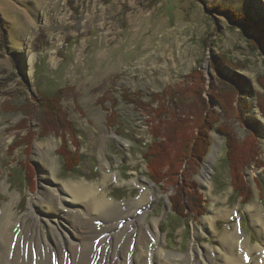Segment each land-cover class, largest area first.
Instances as JSON below:
<instances>
[{
  "label": "rangeland",
  "instance_id": "374dc122",
  "mask_svg": "<svg viewBox=\"0 0 264 264\" xmlns=\"http://www.w3.org/2000/svg\"><path fill=\"white\" fill-rule=\"evenodd\" d=\"M246 20L264 21V0H0V221L14 226L7 254L0 247V264L14 255L20 258L16 264H47V257L33 250L42 241L36 246L30 237L34 221L49 215L41 191L45 173L56 189L71 181L94 184L122 209L146 187L150 204L139 219L162 242L168 264H196L199 249L214 252V264H264L259 231L264 201L258 188L264 189V115L257 100L259 95L264 101V33H253L258 26ZM195 68L204 77L198 89L189 78ZM192 85L195 96L189 100L196 105L202 99L212 123L206 132L209 149L201 159L192 156L178 178L174 172L155 184L142 158L151 143L150 111L157 100L166 102L168 90ZM57 95V118L60 111L75 132H64L67 148L82 158L74 171L62 170L61 137L39 134L46 98ZM136 96L148 104L145 112L125 101ZM174 101L168 102L169 112L183 115ZM109 113H115L110 125ZM226 126L237 143L255 149L240 172L251 193L242 204L232 193L226 139L219 129ZM21 163L28 165L26 171ZM103 173H108L105 182ZM40 191L46 202L34 206ZM70 213L63 211L56 227L42 222L44 235H63L47 242L56 250L50 264L69 261L68 244L61 240L63 229L71 234L65 216ZM207 219L213 231L204 224ZM25 231H30L27 239ZM236 232L232 257L221 236L232 233L231 241ZM191 248L198 251L185 259Z\"/></svg>",
  "mask_w": 264,
  "mask_h": 264
},
{
  "label": "bare ground",
  "instance_id": "6f19581e",
  "mask_svg": "<svg viewBox=\"0 0 264 264\" xmlns=\"http://www.w3.org/2000/svg\"><path fill=\"white\" fill-rule=\"evenodd\" d=\"M213 157L214 154L211 153L210 158L208 157L209 162L211 159H213ZM49 162H51V165L49 164V170L52 171L53 162ZM45 174H43L42 177L44 178L43 183L45 184H43V188H41V191L42 189H44V192L46 194L45 197L47 203L50 206V210L48 211L49 215L46 216L47 218L38 217L37 220L34 221L33 227L30 228L31 232L25 231L24 235L25 239H27L26 233L30 232V237H34L36 246H38L39 240L42 241L40 242L37 249L33 250L40 251L42 255L46 256L47 264H50L49 258L52 257L56 251L52 244L50 246H47L48 240L50 238L58 240V238L63 237V235L57 236L54 234V231L49 235H44L40 231L42 222H46V224L48 226L50 225L51 227H56V223H58V225H61L60 221L62 216L60 215L63 213V211L69 209H71V213L68 216H65L68 222H70L71 220V234L68 235L66 230L62 228L65 234L64 236H66V238H62L61 240L63 241V243L68 244L69 252L66 257L69 258V261L67 262L66 260H62V264L170 263L169 259L171 258L167 256L169 254H162V242L160 243L159 239L154 236L150 226L148 224L143 225V223L139 219L142 210L145 209L148 204H150L149 197L147 196L150 190H148L146 187L143 186L140 196L136 199L131 200L129 204L126 205V208L122 209V207L115 206L114 202L108 200L107 196H105L104 193L101 194L99 192V189L94 184L93 186L86 182L71 181V183L66 184L64 189H56L52 184H50L51 181L45 179ZM202 174H204V171ZM107 177L108 173H103L102 181L105 182ZM135 183H137L136 180ZM41 191L38 194L39 198L37 197V199H33V201L31 202V204L34 203V206L46 202V200L44 201L42 199V196L40 195ZM88 195L90 196L87 197ZM153 198L155 197L153 196ZM9 216H11V214ZM259 219L255 220L257 221L256 223L260 221ZM206 221L207 222H205L204 224H211L213 231V224L211 223L212 221H210L209 219H207ZM11 224L12 223L6 220L5 222L0 221V241H3V243L0 244V247L2 248V250H5V254H7L6 249H10V245H7V235L8 232L12 228H14V226ZM145 227H147L148 230L146 229L145 231ZM259 231L261 237L264 238V224L259 225ZM95 232L97 233L94 234ZM238 237L239 236L237 232L235 233V237L231 241L230 239L232 238V233H227L221 236V241L225 246V251L228 253V256L235 257L234 251L236 248ZM132 238H135V241H133V243ZM31 240L33 239L31 238ZM47 247H49L50 251H48ZM135 250H139V253H135ZM199 250V256L202 257H199V259L196 261V264H201L200 259H203L204 261L206 260L204 264H214L212 261L216 258L214 252H211L212 255H210L205 249ZM190 251V256H186L185 259H189L190 257L194 256L195 254L192 251L198 250L191 248ZM27 253L32 254V249L28 250ZM220 256L221 253H219L218 251V257L220 258ZM224 259L225 257L222 259V262L224 261ZM30 260L27 261V263H29ZM19 261V256L14 255L12 257V260L7 261L6 264H16ZM190 261L192 263L194 262L191 259ZM209 261L210 263H208ZM223 264H226L225 261L223 262ZM228 264H232L231 260L228 261Z\"/></svg>",
  "mask_w": 264,
  "mask_h": 264
},
{
  "label": "trees",
  "instance_id": "16d2710c",
  "mask_svg": "<svg viewBox=\"0 0 264 264\" xmlns=\"http://www.w3.org/2000/svg\"><path fill=\"white\" fill-rule=\"evenodd\" d=\"M246 21H248L251 25L258 26L257 30L253 29V33H264V21L258 24H255L249 20ZM261 35L264 36V34ZM257 37L260 39L259 35H257ZM201 76L202 74L196 68L189 75V78L196 82L197 89L199 86L201 87L199 84H202V81L204 80V77ZM238 83L240 84L239 80ZM197 85L199 86L197 87ZM193 87L194 85L191 86L190 90H184L182 88L177 90H168V93H165L166 102L165 99H162V101H160V99L157 100V107L150 111V113H153L152 120L147 122V124L148 133L151 136V143L145 146L142 156L146 165V175L155 184L156 182L161 181L164 176L166 177L167 174H169L171 177V173L176 172V176H179V174L182 173V167L184 165H189L190 161L192 160L203 158L209 149V136L206 132L207 128L212 126V123L210 119L206 118L207 112L203 103L204 101L199 98V101L196 102L197 104L195 105L189 100L190 96L192 98L195 96V93L192 89ZM61 92L62 90L58 91L57 94H60ZM197 93L199 95V90ZM151 95V99L155 101V94ZM58 97L59 96L57 95L55 96L56 99H53L52 97L46 98L47 104L43 106L42 115L40 116L42 128L39 134L41 136H45L52 133L55 136L61 137L59 153L64 160L63 170L74 171L75 167L79 165L82 158L76 154L74 155V152H70L67 148V139L64 132L71 131V129L74 132V129L71 126L70 121L67 120L65 115L60 111L58 112L57 118L56 106L59 101ZM174 98V103L176 102L175 106L177 103L179 105L180 114L182 109L185 111L183 115L176 114V109L169 112L168 102ZM130 99H125V101L134 105L137 110L141 107L140 109L145 112L146 105L148 104L142 101L140 96H136L135 98L131 97ZM257 100L261 113L264 115V101L259 97V95L257 96ZM109 114L110 115L107 114V123L110 125L114 122L112 116H114L115 113ZM219 129L226 139L227 164L230 169L229 175L233 196L240 198L241 203H245V201L251 197V193L249 186L241 179L242 176L240 175V172L243 170L244 166L248 165V162L254 155L255 149L254 147L250 146L245 147L243 142L241 144L237 143L238 141L235 139V135L233 134L231 128L227 127L226 129H222L220 127ZM73 134L71 135V139L73 138ZM32 135L34 136L35 134L33 133ZM26 138L27 137L25 136L23 139ZM247 144L250 145V141H248ZM21 164L26 171L28 169V165L26 163ZM162 166L163 168L159 170V168ZM163 170L164 172H162ZM190 170H192V168ZM178 176L176 178H178ZM257 180L259 181L257 183L260 184V179ZM178 182L179 181L176 179L177 186ZM174 183L175 180L170 182V184ZM258 188L261 194L260 198L264 201V189L260 186ZM181 191L182 190H180V195ZM175 211L176 210H174V212ZM179 216L183 217V215Z\"/></svg>",
  "mask_w": 264,
  "mask_h": 264
}]
</instances>
